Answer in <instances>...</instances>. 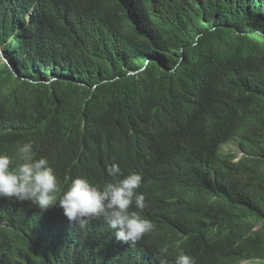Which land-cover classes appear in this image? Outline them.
Segmentation results:
<instances>
[{
    "label": "trees",
    "instance_id": "trees-1",
    "mask_svg": "<svg viewBox=\"0 0 264 264\" xmlns=\"http://www.w3.org/2000/svg\"><path fill=\"white\" fill-rule=\"evenodd\" d=\"M0 52V115L19 119L0 153L32 142L36 158L72 165L151 128L150 200L182 226L206 220L221 244L196 263L264 264V0H0ZM3 219L54 227L26 209ZM154 226L150 238L168 235ZM108 248L119 264L134 256Z\"/></svg>",
    "mask_w": 264,
    "mask_h": 264
},
{
    "label": "clouds",
    "instance_id": "clouds-1",
    "mask_svg": "<svg viewBox=\"0 0 264 264\" xmlns=\"http://www.w3.org/2000/svg\"><path fill=\"white\" fill-rule=\"evenodd\" d=\"M4 127L0 126L2 142L11 130L9 124ZM157 136L153 129L141 128L99 156L83 160L79 150L72 165L70 160L58 159L52 165L46 157L36 158L32 142L0 153V227L13 231L0 242V264H55L49 257L119 264L126 258L115 257L119 249H109L111 242L134 252L127 264H197V258L220 248L206 220L182 226L160 202L150 200V183L162 172ZM141 155L148 159L145 163ZM19 209L48 218L54 227L39 231L35 224L32 232L22 233L7 226L5 211ZM154 224L167 228L168 235L150 238ZM93 236L101 243L108 237L107 248L100 249ZM4 242L16 251L1 255ZM33 248L42 251L39 257Z\"/></svg>",
    "mask_w": 264,
    "mask_h": 264
},
{
    "label": "bare ground",
    "instance_id": "bare-ground-1",
    "mask_svg": "<svg viewBox=\"0 0 264 264\" xmlns=\"http://www.w3.org/2000/svg\"><path fill=\"white\" fill-rule=\"evenodd\" d=\"M30 12H31V10H30ZM0 118H1V115H0ZM135 120H137V118H135L134 119V121ZM131 121V120H130ZM126 124H123V125H127V123H129V121H127V122H125ZM9 124V126H10V128L11 129H15L17 126H19V119H16V118H10V119H7V120H5V121H2V122H0V126H6V125H8ZM25 127V129L27 128V127H30L29 125L28 126H24ZM5 128V127H4ZM134 136H136V135H134ZM6 143V142H5ZM10 149V148H9ZM142 156V162L143 163H145L146 161L145 160H148V159H145L146 157H143V155H141ZM161 175V174H160Z\"/></svg>",
    "mask_w": 264,
    "mask_h": 264
},
{
    "label": "rangeland",
    "instance_id": "rangeland-1",
    "mask_svg": "<svg viewBox=\"0 0 264 264\" xmlns=\"http://www.w3.org/2000/svg\"><path fill=\"white\" fill-rule=\"evenodd\" d=\"M0 55H1V52H0ZM231 148L233 149V151L237 150V148L234 145ZM238 264H257V263L253 261L244 260V261L239 262Z\"/></svg>",
    "mask_w": 264,
    "mask_h": 264
}]
</instances>
